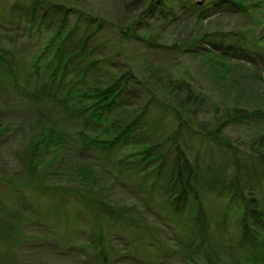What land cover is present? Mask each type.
Listing matches in <instances>:
<instances>
[{"label": "rangeland", "instance_id": "374dc122", "mask_svg": "<svg viewBox=\"0 0 264 264\" xmlns=\"http://www.w3.org/2000/svg\"><path fill=\"white\" fill-rule=\"evenodd\" d=\"M14 1L0 0V53H6V58L10 62L8 66L17 75V83H13L10 79L8 84V77L4 82L1 76L4 77L3 71L6 67L0 66V120L2 122V133H0V226L5 217L8 219V227H12V230L3 231L0 236V264H84L83 257L76 256L75 253H66L68 251L65 248L60 246L58 250L42 248L43 239L40 242L33 241L36 234L39 236L38 228L36 229L34 226L37 224L36 211L45 216H49L53 212L55 217H58L62 215L60 209L56 210L48 199L38 198L34 194L25 192L24 187L23 189L19 188L21 193L15 194L13 189L8 187L9 184L7 185L9 181L12 183L9 186L13 187L27 182L23 175L22 177L18 175L21 167L15 155L21 142H25L30 139L32 134L40 131L36 124L40 118L45 123L53 122L57 125L67 122L66 134L73 137L74 142H86L84 135L75 136L79 130L78 127H82L83 124L77 123L75 119L64 118V112L54 106L48 97L42 96L44 90L57 97L71 94L72 97H64V102L67 104L71 99H73L72 103L78 101V97L74 96L76 92L89 91L93 87L102 88L113 85L114 80L120 76L119 74H125L130 78L132 83L123 93L124 97L119 101L118 106L116 105L106 115L104 122L106 124H90L87 128L93 131L91 133L97 140L112 138L116 134V128L128 124L133 117L142 114V108L146 104V113L142 114L138 120L133 135H130L127 140L117 143L108 151L101 152L99 147L92 150V145H89L86 151L80 154L82 161L92 164L93 170L100 179L99 183L108 190L107 198L125 205L137 203L134 194L128 187V185L134 184L135 179H129L124 171L129 165H137L139 159L142 158V156H138L137 159H134L137 156L135 154L144 147H153L157 144L160 145L153 147L151 152L163 153L171 147L173 150L171 137H174L178 121L168 108L160 107L156 100L152 99V95H155L168 105L178 107L177 96L162 90L164 82H169L172 86L176 84L191 86L192 91L190 92L196 97V103L201 107V110L196 112L195 116L188 115L186 123L192 124L195 130H199V126H205V130H208L215 123L223 122L227 118V113L236 107L235 103L239 107L246 108L248 112L260 111L264 114V66L259 70L260 74L250 71L242 76L244 80H247L249 94L242 93V96L237 98L236 91L232 89L230 83L217 81L206 68L204 64L206 60H201L192 53L194 51L192 44L198 35L238 31L247 32L246 35L249 36L251 28L249 26H252L250 22L258 20H260L259 24L262 25L260 27L262 29L256 31L255 38L258 44L264 47V0H252L254 8L262 10L263 13L253 11L254 19L250 18L251 21H244L239 9H236L237 13L234 12L235 9H228L224 14L217 16L215 13L206 17V15L214 13V10H210V14L209 12L204 14L199 21L196 20L197 16L195 15H180L178 7L173 4V10L176 13L155 22L152 20L154 31L146 35H144L145 31L142 27L138 32L143 33L138 35L133 34L132 27L130 30L122 29V26L128 25V22L135 19L136 14L139 13V11L137 12L139 3L132 5L131 0H51L53 3L57 2L63 5L72 4L86 15L85 18L88 15L92 17L93 23L88 26L85 23L74 25V17L68 16L65 26H63L64 35L70 26H76L77 29L74 34H71L74 41L82 40L86 34L95 31L97 27L101 30L91 38L90 42H87L88 47L79 55V58L67 64H63V62L58 64L57 60H54L55 42L57 41L56 23H59L62 17H49V14L46 15L48 17H43L44 8L38 10L32 18L29 11H25V9L22 11L16 9L9 14V5ZM202 1L198 0L199 3ZM259 33H263V37ZM122 34L125 37L121 38ZM138 36L144 38L146 42L139 40ZM150 42H155L157 45L154 46ZM175 44H181L184 49L173 47ZM159 45H162L163 48ZM67 46H69L68 43ZM201 49H207L206 41H203ZM261 60L264 61V55ZM94 61L96 62L93 64ZM88 65H91L90 69L84 74L81 73V70L87 68ZM52 69L57 70L55 72L58 76L56 80H52L50 77ZM243 72L245 71H240V73ZM155 81L156 85H154ZM199 90L201 91L200 97H198ZM186 94L183 93L182 96ZM82 102L84 103V101ZM250 114L251 117L248 119L243 116L239 121L227 122L228 125L222 134L223 138L228 139L233 145L240 146L241 149L252 143L250 142L251 138H254L256 132L261 131L264 125L263 115ZM83 129H86V125L83 126ZM252 133L254 134L252 135ZM192 135L193 137L188 132H183L182 136L185 141L178 140V142H181L183 147L185 144V153L191 158L196 156L198 167L209 174L214 168L221 166L225 154L214 144L212 147L205 145L211 144L198 134L193 133ZM262 140L263 142H259L260 150L261 145H264V136ZM63 156L65 160H71L74 155L73 152L66 151ZM168 157L171 155L169 154ZM157 162V160L150 163L148 161L147 165ZM121 163H124L126 167L118 168L117 165ZM51 178V183L58 182V176ZM23 193L32 202H29L28 210H24L20 204H15V212L19 210L18 219L9 208L14 199H17V195H19V201L23 198ZM206 202H210V213L216 217L215 208L220 206V201L210 197ZM77 203L82 207L80 202L77 201ZM78 204H66L68 211H64L68 217L61 216L53 219L54 223L49 220L45 221L49 227L46 237H50L52 232L58 233L59 229H54L55 223L62 224L65 221L68 222V227L77 226L76 233L86 237L87 230L79 226L78 221L75 220L76 211L79 209ZM5 207L8 209L6 210ZM45 216L39 217L45 220ZM147 222L150 226L149 246L142 250L141 257L148 264H161L163 262L161 259L162 249L151 239L159 237L168 239L165 240L169 241L167 245L175 251L177 248L174 241L171 240L180 235V230L171 223H164L156 210L148 216ZM211 229L214 227L211 226ZM104 230L111 236H117V232L118 235L123 236V239L133 236V233L129 231H116L109 226H104ZM233 232L229 227L224 229L225 239L222 241V245H219L222 257H227V254L231 255L225 251L226 247L232 254H237L241 258L249 257L250 252L254 250L255 253L264 252L263 245L253 250L246 244L243 249L236 248L237 241L233 240ZM70 238L74 239L73 236ZM80 240H83L82 237L77 240V244ZM46 245L44 246L47 247L48 245ZM182 252L179 250L180 254ZM119 257H124V255ZM182 257L183 253L167 259L164 264H185Z\"/></svg>", "mask_w": 264, "mask_h": 264}, {"label": "trees", "instance_id": "16d2710c", "mask_svg": "<svg viewBox=\"0 0 264 264\" xmlns=\"http://www.w3.org/2000/svg\"><path fill=\"white\" fill-rule=\"evenodd\" d=\"M131 1L132 5L139 3L137 9L139 13L136 14L135 19L133 18L128 22V25L122 26V29L130 30L132 27L134 35L143 33L138 32L140 27L145 31L144 35L154 31L151 21L155 22L161 18H167L169 15H174L176 12L173 10V4L178 7L180 15H195L197 16L196 20L199 21L210 10H214V13L210 14L209 12L210 15H206V17L215 13L217 16L224 14L228 9H235L234 12L237 13L236 9H239L242 13L241 18L244 21L254 19L253 11L263 13L262 10L254 8L255 5L252 4V0H203L201 3L198 0ZM56 4L59 3H53L51 0H15L9 5V14L16 9L19 11L25 9V11H29L32 18L38 10L44 8L43 17H48L47 14H49V17H62L61 21L56 23L55 35L57 41L55 42L54 60H57L58 64L61 62L67 64L79 58V55L88 47L87 42H90L91 38L101 30L96 26L97 29L86 34L82 40L76 39L74 41L69 31H66L64 35L63 26H65L68 16L74 17V25L85 23L88 26L93 23L92 17L88 15L85 18L86 15L72 4ZM259 21L250 22L252 26H249L251 27L249 36L246 35L247 32L238 31L200 34L192 44V49H194L192 53L196 54L201 60H206L204 62L206 68L217 81L229 82L232 89L236 91L235 96L237 98L242 96V93L249 94L247 80H244L242 76H245L246 72L250 73V71L260 74L259 70L264 66V61L261 60L264 55V47L259 45L255 38L256 31L262 29ZM259 34L260 36L263 35V33ZM139 36V40L145 41L144 38ZM122 37H125L124 34L121 35ZM69 39H71V42H69ZM126 39L128 40V38ZM203 41H206L207 49H201ZM67 43L69 46H67ZM150 43L154 46L157 45L155 42ZM159 47L163 48L162 45H159ZM173 47L184 49L181 44H175ZM66 52L67 54H65ZM8 65H10V62L6 58V53H0V66H3L2 68L6 67L3 71L4 77L1 76L2 80L5 82L8 77V84L10 79L13 83H17V75L13 73ZM88 69H90L89 66L82 69L81 73H86ZM241 70L245 72L240 73ZM55 72L57 70L52 69L50 74L52 80H56L58 77ZM119 75L114 80L113 85L102 88L93 87L89 91L76 92L74 96L78 97V101L74 103L71 102L73 99L67 104L64 102V97H72L71 94L57 97L53 93H46L44 90L42 96L48 97L54 106L60 108L65 114L64 118L75 119L77 123L83 124L82 127H78L79 130L75 136L84 135L86 142H74L73 137L66 134L67 122L57 125L53 122L45 123L40 118L36 123L40 131L32 134L30 139L25 140V142H21L15 155L21 167L18 175L20 177L23 175L27 182L13 187L9 186L12 185L9 181L7 185L9 184L8 187L13 189L15 194L21 193L19 188L23 189L24 187L25 192L34 194L38 198L48 199L56 210L60 209L62 215L58 217H68L66 216L68 211L66 204H78L77 201L80 202L82 207L78 204L79 209L76 211L75 220L78 221L79 226L87 230V234L86 237L81 236L76 233L77 226L68 227V222L65 221L62 224L55 223L54 229H59L58 233L52 232L50 237H46L49 227L45 221L48 222L49 220L54 223L53 219L58 217H55L53 212L49 216H45L36 211L38 215H35L37 224H34V226L36 229L38 228L39 236L36 234L33 241L40 242L43 239L42 248H54V250H58L59 246L65 248L68 251L66 253H75L76 256L83 257L84 264H148L141 255L142 250L149 246L150 226L147 219L156 210L161 215V220L164 223H171L172 225L176 223L178 228L180 227V235L171 241H174L177 249L183 251L182 258L185 264H264V252L255 253L254 250L250 252L249 257L244 258L232 254L227 247L225 251L231 255L227 254V257L224 258L219 252V245H222V241L225 239L223 233L227 227L228 215L234 212L230 208L232 203L236 205L234 208L237 211L235 212V219L237 218L238 221H234L233 226L229 228L234 231L233 240L237 241L235 243L236 248L243 249L245 244L250 249L255 248L249 244V242L254 241L253 236L255 234H260L264 239V227L253 225L254 231H249L244 227L245 214H252L264 219V187H262L263 191L260 192V196L255 195L256 192L252 187V182H255L257 178L253 175L252 165L249 164L260 163L264 165V152H262L264 145H261V150L259 149V142H263L264 125L261 131L256 132V136L251 138L250 142L252 143L243 147V149L240 146L233 145L222 136L228 125L227 122L239 121L243 116L248 119L251 117L250 113L263 116L264 114L260 111L248 112L246 108L239 107L235 103L236 107H233L227 113V118L223 122L215 123L208 130H205V126H199L200 129L195 130L192 124L186 123L188 115L195 116L196 112L201 110V107L196 103V97L190 92L192 91L191 86L182 84L172 86L171 83L164 82L165 85L162 90L177 96L179 100L178 107L168 105L155 95H152V99H155L160 107L168 108L178 121L174 137H171L173 150L171 147L163 153L151 152L154 149L153 147L160 145L157 144L153 147H144L135 154L137 156L134 159H137L138 156H142V158L139 159L137 165H129L124 171L129 179H135L134 184L128 185V187L130 192L134 194L137 203L135 205H125L107 198L106 192L108 190L103 184L99 183L100 179L93 170L92 164L82 161L80 156L89 145H92V150L99 147L98 149L101 152H105L117 143L127 140L130 135H133L142 114L146 113L147 105L145 104L142 108V114L133 117L128 124L116 128L115 136L106 140H97L91 133L93 131L87 128L90 124L104 123L106 115L116 105L118 106L119 101L124 97L123 93L126 92L132 82L125 74ZM156 84L155 81L154 85ZM154 85L152 84V86ZM200 92L199 90L198 97L201 96ZM183 93L187 94L182 96ZM60 125H62L61 128ZM84 125H86V129H83ZM110 126H113L112 123ZM1 129L2 122L0 120V133H2ZM107 131L109 133V130ZM183 132H188L192 137L193 133L198 134L211 144L208 145L203 142L205 145L212 147L214 144L219 147L225 154V157H222L221 166L214 168L209 174L200 169L197 165V157L191 158L187 155L185 144L183 147L181 142H178V140L185 141L182 136ZM66 151L73 152L74 156L71 157V160H65L63 155ZM169 154L171 157H168ZM153 160L158 162L147 165ZM122 166L126 167L124 163L117 165L118 168ZM52 176H58V182L51 183ZM244 180L251 182V184L242 183ZM210 197L220 201V206L214 207L215 213L217 212L216 217L210 213V202H206L207 198ZM29 202L32 201L25 193H23V198L20 201L19 195H17V199H14L9 209L19 219V210L15 212V204H20L24 210H28ZM5 209L7 210L8 207H5ZM39 216H45L46 219L42 220ZM7 221L8 219L4 217L1 222L0 236L3 231L12 230V227H8ZM104 226H109L116 231H129L133 233V236L123 239V236L118 235L117 232V236H111L110 233L104 230ZM211 226L214 229H211ZM71 236L74 237L73 240H71ZM80 237L83 240H80L77 244ZM151 240L162 249L161 259L163 262L161 264H164L167 259L182 254L179 253V250L174 251L167 245L169 241L165 240L168 239L159 237ZM228 241L230 242V240ZM44 243L48 246L45 247ZM121 255H124V257H119Z\"/></svg>", "mask_w": 264, "mask_h": 264}, {"label": "bare ground", "instance_id": "6f19581e", "mask_svg": "<svg viewBox=\"0 0 264 264\" xmlns=\"http://www.w3.org/2000/svg\"><path fill=\"white\" fill-rule=\"evenodd\" d=\"M56 5H59V4H56ZM76 30H77L76 26H70L67 29V31H69L71 34H74ZM88 66L90 67L91 65H88ZM249 164L252 165L253 173H254L253 175L256 176V178H257V180L255 182H252V187L255 189V192H256L255 195L260 196V192L263 191L262 187H264V165L260 164V163H249ZM245 181L246 180H244L242 183H244V184L247 183V185L251 184V182H248V181L245 182ZM235 206H236L235 203H232V205L230 206V208L234 212H232V213H230L228 215V218H227V221H226L227 222V227L233 226L234 221L235 222L238 221L237 218L235 219V212H237V211H235L236 209H234ZM239 216H240V214H239ZM229 224H230V226H228ZM174 225L178 228V225L176 223H174ZM253 225H258L260 227H264V219L260 218V217H256V216H254L252 214H247V215L245 214V218H244V227H245V229H247L249 231H254V226ZM178 229L180 230V227ZM182 230H183V228H182ZM253 239H254V241H251V243L249 242L250 245H252L255 248L260 247L262 245L264 247V239H263V237L260 234H255L253 236ZM255 248H252V249H255Z\"/></svg>", "mask_w": 264, "mask_h": 264}]
</instances>
